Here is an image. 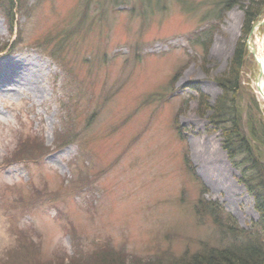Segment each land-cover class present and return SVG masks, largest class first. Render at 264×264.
Returning a JSON list of instances; mask_svg holds the SVG:
<instances>
[{
  "label": "rangeland",
  "instance_id": "374dc122",
  "mask_svg": "<svg viewBox=\"0 0 264 264\" xmlns=\"http://www.w3.org/2000/svg\"><path fill=\"white\" fill-rule=\"evenodd\" d=\"M221 1L15 0L11 27L0 0V264L56 261L73 240L85 253L109 243L142 258L221 246L213 219L194 208L204 187L239 227L258 220L211 112L200 115L197 98L185 105L198 96L191 86L215 102L216 78L248 41L246 9L263 6L255 22L264 19V0H236L218 22ZM251 42L264 57V24ZM255 59L248 51L240 74L244 120L251 92L264 109ZM62 117L76 138L55 148ZM36 136L54 150L20 155ZM33 242L39 261L19 256Z\"/></svg>",
  "mask_w": 264,
  "mask_h": 264
},
{
  "label": "trees",
  "instance_id": "16d2710c",
  "mask_svg": "<svg viewBox=\"0 0 264 264\" xmlns=\"http://www.w3.org/2000/svg\"><path fill=\"white\" fill-rule=\"evenodd\" d=\"M146 1L149 6H153L154 0ZM236 2V0H222V6L219 12L214 14V20L220 22L227 9ZM15 4V0H9L8 18L11 27H13ZM261 9L259 8L256 14L252 12L250 6L246 9L247 38ZM218 26L217 23H212L210 27L201 31L205 33L202 44L205 45L206 50L211 42L213 30ZM6 47L7 45H1L0 52L5 50ZM248 51L245 39L243 43L239 44L236 54L232 58L231 67L225 73V77L216 78L221 86L222 94L218 96L213 104L209 102L203 93L199 92L198 87L191 86L190 88L194 89L198 96L190 95L189 99H185V105L190 99L197 98L199 114L206 116L208 111L211 112L208 115L210 124L215 129H221L224 138L223 148L233 166L240 171V182L253 198L258 220L254 221L247 229L239 227L235 218L225 210L218 200L205 196L207 189L204 187L194 208L197 215L206 214L213 219V223L221 233L219 242L220 244L223 243L221 246L209 247L204 245L196 252H187L188 254L180 256H176L168 250L165 252L158 251L152 256L142 258L130 256L124 250L114 249L109 243L85 253L79 247L78 242L73 240L74 249L71 253L65 251L56 261L49 260L46 264H264V109L260 107V101H258L255 93L251 92L250 103L246 108V119L244 120V110L240 109L241 107L236 100L241 83L240 74L247 61ZM180 73L181 71L175 73L171 81L172 86H174ZM181 111L182 108L178 114ZM178 117L179 115L177 119ZM176 124L178 133L181 134L180 129L183 127L178 120H176ZM68 126L65 117H62V127L56 132L57 138L53 147L59 148L62 144L73 140L74 137L76 138L70 133ZM23 143L24 146H21V148H24V151L19 150L18 152L31 160L40 159L54 150L45 145L40 136H36L28 142L23 141ZM189 155V149H186L184 162L188 170L194 173ZM20 239V244H22V239L28 242L24 235L20 236ZM34 246L36 250L30 253L31 247H27V253H20L19 256H28V260L36 259L39 261L38 254L31 255L35 252L38 253L36 243H34Z\"/></svg>",
  "mask_w": 264,
  "mask_h": 264
},
{
  "label": "water",
  "instance_id": "95a60500",
  "mask_svg": "<svg viewBox=\"0 0 264 264\" xmlns=\"http://www.w3.org/2000/svg\"><path fill=\"white\" fill-rule=\"evenodd\" d=\"M262 24H264V19L262 21H258L256 23H254L251 30H250V33L248 35L247 47L249 46L248 49H249L250 53L253 54L254 56H256V50L254 47L253 48L250 47V42L252 41V36L254 34V31ZM256 62H257V66H258V71L255 73V80L257 83L258 81H260L262 79V76L264 74V70L261 69L260 64L257 61V59H256ZM258 91L264 97V91H262V89H260V88H258Z\"/></svg>",
  "mask_w": 264,
  "mask_h": 264
},
{
  "label": "bare ground",
  "instance_id": "6f19581e",
  "mask_svg": "<svg viewBox=\"0 0 264 264\" xmlns=\"http://www.w3.org/2000/svg\"><path fill=\"white\" fill-rule=\"evenodd\" d=\"M250 47L253 48V44L252 42H250ZM256 59L260 64V67L262 70H264V57L261 55V53L259 51H256ZM4 64V61H0V66ZM2 67H0V71L3 70L1 69ZM28 84L30 87H34V84L31 81H28ZM255 87L258 90V88L262 89V91H264V83L262 81V79L260 81H258L257 83H255ZM2 243V235L0 234V246Z\"/></svg>",
  "mask_w": 264,
  "mask_h": 264
}]
</instances>
